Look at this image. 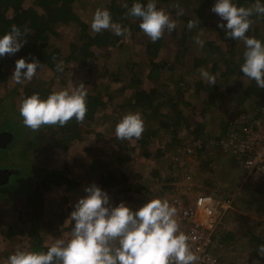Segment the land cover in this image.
Instances as JSON below:
<instances>
[{
	"label": "trees",
	"instance_id": "trees-1",
	"mask_svg": "<svg viewBox=\"0 0 264 264\" xmlns=\"http://www.w3.org/2000/svg\"><path fill=\"white\" fill-rule=\"evenodd\" d=\"M211 1L156 0L158 8L173 14L175 20L180 18L184 21L182 29L174 35L173 55L167 57L159 54L160 50L166 46L165 32L160 39L152 42L140 29V18L127 15L134 0H109L106 7L111 12L112 20L128 29V32L121 36H116L111 29L93 33L90 24L75 11L76 0H0V34L10 31L11 25L15 24L21 29L23 34L21 38L26 39L18 52L0 57V83L9 79L12 75L10 68L15 66V61L20 57L29 61L37 59L40 67L46 66L55 72L58 71L57 65L61 62V67L66 69L68 63L74 61L94 71L99 77L98 79L92 77L93 79L84 82L87 83V112L82 122H77L73 118L64 126L43 125L36 131H27L23 138H19L22 132L21 127L16 134L14 127L5 128V122L0 121V131L8 130L13 133L12 143L0 151L3 154H9L10 163L6 166L15 169V172L10 175L15 177L12 179L9 177L6 183L0 185V199L10 205L15 197L22 201L16 208V221L11 225L8 224L3 230L7 237L22 234L23 230L17 223L20 221H24L25 226H29L28 223L32 222L31 226L35 230L41 227L53 229L62 224L61 229L71 231L72 222H64L71 211V206L68 205L69 193H62V196L55 201H52L50 196L56 188H70V186L78 185V182L60 168H49L46 164L41 166L25 157L27 152L31 151V154H34L39 151L38 149L44 152L43 155L51 156L44 150L48 136L56 138L59 147L66 149L71 141H75V138L81 139L83 130L88 133L95 129L98 135L110 131V140L102 139L106 147L101 145V150L110 152L111 157L116 159L115 164L112 160L104 164L99 158L92 157L89 168L98 174V186L106 190L115 201L117 198L116 203L123 200L133 207L135 205L132 203V195L129 192L132 185L129 181V170L122 166V162H133V158H137L135 156L139 153V146L147 148L148 144L159 141V137L166 141L163 147H158L155 156L167 161L168 171L165 169L162 177L157 180H162L163 188L170 191L171 183L181 175V171L173 167L179 162V152H185V147L199 136L217 140L232 131L235 125L232 117L235 118L239 113H248L250 109H254L255 98L264 94V88L257 87L255 81L244 76L240 71L243 52L237 53L235 44L243 43V41L226 37L224 31L217 27L216 21H214L215 35L227 40L224 48L222 44L215 43L213 39H207L205 35L195 34L194 28L198 29L205 20L204 12ZM141 2L146 4L148 0H141ZM235 2L238 6L245 8L249 4L254 6L256 4V0H235ZM181 10L182 14L178 15ZM250 18H256L264 26V15L254 12ZM189 20L196 21L191 29L187 27ZM69 23L77 26V39L68 42L67 49H61L60 45L52 41V38L58 35L56 31L58 25ZM246 35L264 41V32H260L258 26L248 30ZM196 36L203 41L202 53H195L192 50V45L198 44L194 39ZM134 39L140 45L139 49L134 51V54L139 55V59H132L133 54L125 65H121L117 55L122 50L128 49L130 40ZM109 47H113L114 50L110 52ZM107 52L109 55L110 53L114 55L118 63L117 66L115 64L114 70L108 67L106 61L98 62V59L105 56ZM145 60L147 65L144 64ZM197 63L200 64L197 65ZM141 65L147 68L144 77L153 83L148 87L144 86ZM184 68H195L193 71L196 70V73H192L193 77L186 75L189 71ZM201 68L214 74V84L210 85L201 79L200 73H197V70ZM163 75H167L168 78L163 79ZM186 76L191 77L192 82L186 80ZM188 84L192 85L195 92L193 97L187 96L185 86ZM52 91L38 72L30 81L24 83L21 91L10 90L5 100H11L15 94H21L24 99L33 93H39L41 97L46 98ZM195 96L200 98L196 97L195 100ZM4 101L0 103V111L4 110L6 105H12ZM217 107H223L225 110L216 119L209 120L211 117L208 112ZM128 112H139L144 120V131L139 139L131 138L135 139L133 143L130 142L131 139H117L114 133L116 123ZM6 113L7 117L12 115L10 111ZM13 113L16 114V122L21 121L20 126L23 123L20 112L13 111ZM0 115L3 117V111ZM97 121L100 122L96 128H91L92 123ZM157 129L162 130L159 137H156ZM112 141L116 144H111ZM127 148L131 150L130 153L113 154L115 149ZM87 150L92 151L93 148L87 147ZM141 154L145 157L152 156L145 150ZM140 162L141 160L138 159L135 163ZM21 164L28 166V169H21ZM87 185L90 184L87 183ZM155 198L161 197L157 195ZM230 212L231 209L226 212L222 223L218 224L213 231L212 236L215 241L220 240L216 235L220 233L221 225L227 223V217L232 215ZM251 223H255L256 228H249L247 232L254 243L255 239H258L254 247L256 250L264 243V240L260 239L261 236H257L260 233L259 227H263V222L252 220ZM228 236H231L230 232ZM28 240H31V250L46 251L50 246L38 235H35L33 239L31 236Z\"/></svg>",
	"mask_w": 264,
	"mask_h": 264
},
{
	"label": "clouds",
	"instance_id": "clouds-1",
	"mask_svg": "<svg viewBox=\"0 0 264 264\" xmlns=\"http://www.w3.org/2000/svg\"><path fill=\"white\" fill-rule=\"evenodd\" d=\"M211 11L220 17L217 27L226 37L244 43L240 71L257 87L264 88V41L246 35L253 13L264 15V0H256L254 8L238 6L235 0H215ZM127 15L140 18V29L152 42L160 39L165 30L171 33L176 28V21L157 7L156 0L146 4L134 0ZM195 23L189 20L187 27L191 29ZM90 28L93 33L111 29L116 36L128 32L112 20L107 8L94 11ZM22 35L15 24L10 31L0 34V57L18 52L26 42ZM194 39L203 45L199 36ZM61 65L62 62L57 65L58 71L63 70ZM39 67L37 59L20 57L11 77L17 83L30 81ZM200 76L210 85L215 83L214 74L205 68L200 69ZM86 99L87 88L80 82L75 87L54 90L46 98L39 93L26 96L19 112L23 124L33 131L43 125L64 126L73 118L77 122L84 120ZM143 131L144 120L139 112L124 114L114 129L120 140L139 139ZM84 193L69 214L72 227L68 239L57 238L46 251L17 248L8 256L7 264H195L198 257L191 249L188 235L180 229L176 209L167 199L147 198L134 208L123 200L112 203L108 192L95 183L85 186ZM257 252L264 256V245Z\"/></svg>",
	"mask_w": 264,
	"mask_h": 264
},
{
	"label": "rangeland",
	"instance_id": "rangeland-1",
	"mask_svg": "<svg viewBox=\"0 0 264 264\" xmlns=\"http://www.w3.org/2000/svg\"><path fill=\"white\" fill-rule=\"evenodd\" d=\"M214 2L215 0H212L210 6L205 9V20H203V23L199 25L198 29L194 28V30H196L195 34L200 36L205 35L207 39H213L215 43H219L220 45L222 44L224 48L227 40L220 39L221 37L215 35L216 32L214 21H220V17L216 13L211 11ZM108 4L109 0H76L74 9L84 21L90 24L94 11L97 8H106ZM249 7H254V5L249 4L247 8ZM166 12L170 15L171 19L175 20L173 14L168 11ZM250 19L252 23L249 30H252L254 26H258V30H260V32H264V26L260 24L256 18ZM175 21L176 28L171 33H169L167 30L164 31L166 35V46L160 50L159 54L161 56L172 57L173 55V41H175L174 35H176L182 29V25L184 22L180 18ZM77 29L78 28L74 23L58 25L56 29L58 35L54 36L52 38V41H54L57 45H60L61 49H67L68 42L76 41ZM106 30L107 29L102 31ZM128 46V49L122 50L121 53L119 52L117 55L119 56L121 65H125L128 60L131 59L134 51L138 50L140 47L136 39L130 40ZM235 47H237L238 49L237 53H239L238 51H240L239 54H241L244 50V43H236ZM201 49V45H192V50L195 53H202ZM108 50L112 52L114 48L109 47ZM104 55L105 56L98 59V62L106 61L108 67L111 70H114L115 64L116 66L118 65V63H116L114 55H111V53L109 55V52L105 53ZM113 59L115 63L113 62ZM132 59L138 60L139 55L134 54L132 56ZM146 63L147 62L145 60L144 64L147 65ZM199 64L200 63H197V65ZM14 67L15 66H12L10 68L11 74L14 70ZM141 68V71H143L142 79L144 80V86L148 87L153 83H151V81L144 77L147 68L143 65H141ZM62 69V71L55 72L47 68L46 66H41L38 68L37 73H40L42 79L46 81V86L53 91L75 87L76 84H79L80 82L84 83L89 79L99 78L94 71L88 70L84 65L74 61H70L68 63V67L66 69ZM194 69L195 68H184V70L189 71L188 73H186V75L190 76H192V73L196 71H193ZM197 73H200L199 69L197 70ZM163 77V79L168 78L167 75H163ZM186 80L192 82L191 77L186 76ZM25 82L26 81L17 83L10 75L7 81L0 83V103H2L6 99L7 94L10 90H14L15 92L21 91ZM84 84L87 88V83ZM185 87H187V96L193 97V94H195V92L192 89V85L188 84ZM196 97L197 96H195L194 98L195 100ZM198 98H200V96L197 97V99ZM22 100L23 96L21 94H15V96H13L9 101L5 100L4 102H10L12 105H6V108H3L4 110H2L3 117H1L0 115V121L5 122V128H8V126L14 127V130L17 134V130H19V127H21L22 132L19 138H23L26 135L27 131L32 130L26 127L23 123L19 126L21 122L20 120H17L18 123L16 122V114L13 113V111H18L19 113V108ZM224 110L225 109H223V107H217L214 108V110L209 111L208 115L211 117V119L209 120L216 119L217 117L222 115ZM2 111H0V114ZM7 111H10V114H12L13 116L9 115V117H7ZM97 114L99 115L100 113ZM246 115L247 114H245L244 116ZM232 119H234L235 122L239 121L234 117H232ZM99 122L100 121L92 123L91 128H96V125ZM94 130L89 131L88 133L83 130L80 136L81 139L75 138V141H71L68 148L66 149L59 147V145L57 144L58 140L56 138L48 136L45 142L46 145L44 150L48 151V153L51 155L49 157L43 155L44 152L42 153L40 149H38L39 151L34 154H31V151H29L25 155L26 158L32 160L38 165L42 166L43 164H46L49 168H60V170L62 169V171L65 172L69 177H74V179L78 182V185L70 186V188L65 187L63 189L60 187L56 188V190H53L51 192L50 196L51 200L55 201L58 200L57 198H60L62 196V193H69L68 205L71 206V211L74 202L80 196L85 194L84 188L87 183H95L98 185L97 182L99 176L96 172H93L89 168L90 159H92V157H97L104 164L106 161L110 160H112L115 164V157H111L112 155H110V152H103L101 150V145H104L106 147V145L104 144L105 142L104 140L102 142V139H105L106 141L110 140V131H106L104 132V134L98 135ZM161 132L162 130L157 129L156 137H159L161 135ZM225 135H227V133ZM159 139L160 140L157 142L148 144L147 148H144V146H139V153L137 154V156H135L137 158H133V162H122V166L129 170V181L132 184L131 188H129V192L132 195L131 200L135 205L133 206L134 208L144 203L147 198H155L157 195H160L162 199H165L170 192L169 190L166 191L163 188L162 180H157L162 177L165 169L166 171H168V168H166L167 161H163V159L155 156L158 147H163V144H165L166 142L163 141V138L161 139L159 137ZM209 139L211 138L199 136L197 140L203 141L202 145H200L201 148H196L199 147L196 145L187 150L189 145H186L187 147H185V152H179V162L178 164H174L173 167L177 171H184V173L191 176V178L189 179L184 175H180L176 181L182 183L185 177L186 180H192L193 183L196 182L198 184L209 183L213 185L216 182L223 183V186L228 188V193L226 195L232 196L231 198L233 200V203L232 208H230V213L232 215L230 217H227V223H225V225H221V231L216 235L220 239L219 241H217V243L219 242L220 244L217 247V252L221 257V260L226 264H264V256H261L257 252L259 246L256 250L254 249L255 243L258 241V239H255L254 243L249 237V233L247 232L249 228H256L255 223H251L252 220L262 221L263 227H259L260 233H258L257 236H261V238H258L264 240V176L261 177L262 175H244L243 170H238V161L236 162L232 156H229V159H227V156H223L221 152L217 151V149L209 145ZM98 141H100V143ZM130 142H135V139H131ZM98 144V147H100V149H98L97 147ZM111 144L115 145L116 143H113L112 141ZM204 144H206V146H203ZM87 147H91L93 148V150L89 151L87 150ZM143 150L151 153L152 156L145 157L141 154ZM130 151L131 150L128 148L123 150L115 149L113 154H120V152L130 153ZM8 155V153L3 154V152L1 153L0 151V167H3V165L6 166V164L10 163ZM131 155H133V153ZM138 159L141 160V162L135 163ZM222 163L223 165H221ZM21 169L27 170L28 166L21 164ZM14 177L15 176L10 177V179ZM109 196L112 203H116L117 198L115 201V199L112 198L111 195ZM13 199L14 200H12L13 203L11 205L9 203H4L0 199V264H7L8 256L17 248L31 249V240H28V238L30 239L31 236L33 239L35 235H38L42 238L43 241L50 245L53 244L57 238L68 239L70 237L71 231L65 228L61 229L62 224H59L58 227L53 229L41 227L35 230V228L31 226L32 222L28 223L29 226H25V224L23 223L24 221L17 222L19 224V228L23 230L22 234H15L10 238L7 237L3 233V230L7 228L8 224L11 225L16 221V208L17 206L21 205L20 203H22V201H20L18 197H15ZM228 210L226 212H228ZM226 212L224 213L223 217L226 215ZM69 221H71V218L69 216L65 217L64 222L68 223ZM229 232L231 236H228ZM31 233L32 235H30ZM229 245L231 247H229ZM261 245H264V243Z\"/></svg>",
	"mask_w": 264,
	"mask_h": 264
},
{
	"label": "built area",
	"instance_id": "built-area-1",
	"mask_svg": "<svg viewBox=\"0 0 264 264\" xmlns=\"http://www.w3.org/2000/svg\"><path fill=\"white\" fill-rule=\"evenodd\" d=\"M256 101L259 104L258 117L248 118L243 115L239 128L232 129L213 142L222 151L231 152L233 158L247 169V175L264 176V94ZM202 142L193 140L187 150L196 145L200 148ZM193 186L194 183L187 180V190L191 191ZM231 197H221L214 191L197 194L193 203L187 204L175 187L167 198L176 209L175 218L180 229L188 235L191 249L198 257L195 264H226L217 252L218 243L212 233L221 223L224 213L232 208Z\"/></svg>",
	"mask_w": 264,
	"mask_h": 264
},
{
	"label": "crops",
	"instance_id": "crops-1",
	"mask_svg": "<svg viewBox=\"0 0 264 264\" xmlns=\"http://www.w3.org/2000/svg\"><path fill=\"white\" fill-rule=\"evenodd\" d=\"M256 99H257V96L255 98V107H254L253 110L250 109V111L248 113H243V114L239 113V114H237V116L235 117V119H238L239 121L235 123L233 129L236 128V127L239 128L241 126L242 121H243V117H242L243 115L247 114L246 116H248V118L258 117L259 116V114H260L259 113V104L257 103ZM232 120H234V119H232ZM212 140L213 139H211L209 141L210 142L209 145H211L212 147H214L215 149H217V151L221 152V154L223 156H227V159H229V156H232L231 152H229V151L228 152H224V150L222 151L220 149V147L213 142V141H216V140H213V141ZM196 148H199V147H196ZM237 167H238V170L239 171L243 170L244 171V175L245 174L247 175V169L242 165L241 162L238 161ZM183 170H185V169H183ZM181 175H184L186 177L188 176L189 179L191 178V176L186 175L184 173V171L181 172ZM252 176H256V175H252ZM261 177H263V176H261ZM186 184H187V180L185 179V177H184V181L182 183H180L178 181H175V182L171 183L170 192L168 193V195H167V197L165 199H167L169 197V195L172 193L173 188H175V187L177 188V191L184 198V201L187 204H192L193 203V198L197 194L212 193L214 191H217L221 197H230V195H226L228 193V188H226L225 186H223V183H220V182H216L213 185H211L209 183H205V184L204 183H200V184H198V183L194 182V186H193V188H192L191 191L187 190ZM205 185H206V187H205Z\"/></svg>",
	"mask_w": 264,
	"mask_h": 264
},
{
	"label": "water",
	"instance_id": "water-1",
	"mask_svg": "<svg viewBox=\"0 0 264 264\" xmlns=\"http://www.w3.org/2000/svg\"><path fill=\"white\" fill-rule=\"evenodd\" d=\"M13 141V133L8 130L0 131V149L7 148ZM15 169L8 166L0 167V185L6 183Z\"/></svg>",
	"mask_w": 264,
	"mask_h": 264
}]
</instances>
